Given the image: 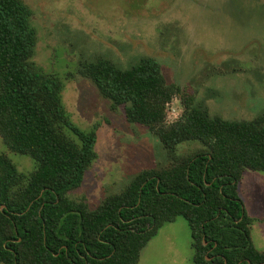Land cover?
<instances>
[{
  "label": "trees",
  "instance_id": "1",
  "mask_svg": "<svg viewBox=\"0 0 264 264\" xmlns=\"http://www.w3.org/2000/svg\"><path fill=\"white\" fill-rule=\"evenodd\" d=\"M30 18L22 0H0V139L36 164L23 176L0 156V264H136L158 228L178 216L189 226L193 264H264L237 194L245 171H264V113L248 121L210 116L168 84L151 57L127 68L80 63L111 109L121 107L127 121L158 138L167 161L90 209L69 194L96 159V134L70 121L61 81L31 62ZM174 98L182 112L168 123ZM183 143L201 149L180 155Z\"/></svg>",
  "mask_w": 264,
  "mask_h": 264
},
{
  "label": "rangeland",
  "instance_id": "2",
  "mask_svg": "<svg viewBox=\"0 0 264 264\" xmlns=\"http://www.w3.org/2000/svg\"><path fill=\"white\" fill-rule=\"evenodd\" d=\"M31 10L36 43L31 62L62 83L61 101L70 121L96 134V159L69 197L90 209L121 192L140 171L167 165L158 138L111 109L80 63L103 59L127 68L154 58L168 84L180 87L210 116L248 121L264 113V0H22ZM182 112L178 98L166 121ZM201 149L183 143L180 155ZM0 156L28 176L34 161L0 139ZM237 194L250 219V240L264 252V171L243 173ZM187 222L164 223L140 250L136 264H193Z\"/></svg>",
  "mask_w": 264,
  "mask_h": 264
}]
</instances>
